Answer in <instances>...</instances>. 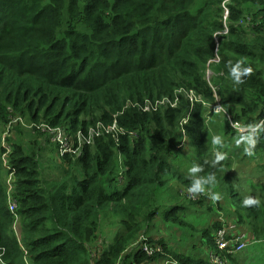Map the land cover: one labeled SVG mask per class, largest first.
I'll list each match as a JSON object with an SVG mask.
<instances>
[{
  "label": "trees",
  "instance_id": "obj_1",
  "mask_svg": "<svg viewBox=\"0 0 264 264\" xmlns=\"http://www.w3.org/2000/svg\"><path fill=\"white\" fill-rule=\"evenodd\" d=\"M237 64L241 82L233 78ZM176 90V107L141 110ZM189 90L208 105L191 103ZM217 105L225 112H214ZM10 115L70 133L116 120L124 133L99 135L77 155L51 146L59 178L43 177L50 141L38 127L28 145L7 143L9 153L0 146L15 177L8 194L0 165L4 264H210L204 248L224 222L246 230L250 244L264 241V122L241 134L231 125L255 127L264 115V0H0V121ZM210 117L230 126L223 128L229 141L213 151ZM182 129L194 174L173 162ZM170 177L185 191L164 207L157 198ZM193 183L204 191L188 196ZM249 198L254 203L244 206ZM111 212L120 213L123 231L95 258L94 232ZM156 215L177 227L178 243L198 235L188 244L200 251L163 233L148 237ZM17 217L20 239L11 229ZM136 236L162 251L147 254Z\"/></svg>",
  "mask_w": 264,
  "mask_h": 264
},
{
  "label": "rangeland",
  "instance_id": "obj_2",
  "mask_svg": "<svg viewBox=\"0 0 264 264\" xmlns=\"http://www.w3.org/2000/svg\"><path fill=\"white\" fill-rule=\"evenodd\" d=\"M226 15H227V12H225L224 16H226ZM210 76H211V71L208 70V78H210ZM14 117H15V115H10V116H8V119H9L8 121H6V122L0 121V146L1 147H7L8 146L7 143L10 144V142L11 143L21 142L25 145H28V143L31 141V138H34V136H35L34 134H38L36 131L32 130V128H35L36 126L41 128V126H39V125L43 123V122H41L35 126H32V124H30L25 118H21V117L20 118L22 121L17 123V120L13 119ZM220 118H213V117H210V119L208 118V122H207L208 123V129H209L208 135H209V140H210V144H211V150L215 149L216 146L221 143V141L222 142L229 141V137L223 135L224 134L223 128L225 126L228 127L229 123L227 122V120L220 119ZM42 132H45V131L42 130ZM8 138L11 141H8L7 140ZM236 138L237 137L235 136V139ZM235 139L232 140V145L234 144ZM217 140H219V143H216ZM43 142L45 143V141H43ZM51 144H52L51 142L45 143L47 152L44 153L43 161L41 162V167H43V169H42L43 177L44 178H48V177L59 178L61 176V172L56 167L57 154L55 152V149H54V151H51L52 150L51 146H54L53 144L52 145ZM27 148H29V146ZM10 149L11 148L9 147L7 150L8 153H9ZM181 150L182 151L179 152L180 157L177 159H174L173 162H175L180 167L181 170H186V172H187V170H191L192 173L194 174L196 170L195 171L193 170V169H195V166H194V160L192 161V150H191V148L189 147L188 144H186V145L184 144V147ZM0 165L2 167V169H1V174H2L1 181L7 190L8 179H10V182L13 183L15 181V177H14V175L10 176V174L6 172V170L8 169L7 168L8 162H7V156L5 154L0 155ZM122 169H123V167L119 168L120 171ZM235 171H233V172H235ZM245 171H246V169H243V172H245ZM182 174H187V173H182ZM240 174H243V173H240ZM118 187H119V189L123 188V186L120 185L119 183H118ZM184 191H185V186H182L179 182H177L176 179H173L172 177H170L169 178V185L165 186L159 190L158 198H157L158 203L164 205V207H165V206H167L169 200L171 198H173L175 194H178L181 197H183ZM185 194L186 195L188 194V196H192L193 192L190 191V189H188V190H186ZM9 202H14L16 205L15 207L17 209V203H16L15 199L12 198L11 196L9 197ZM14 210H15V208H14ZM160 211H162V210H160ZM119 216H121L119 212H117L116 214L111 212L110 216H108V214H104L103 216L100 217V219L98 221L99 222L98 228L94 232V235H96V237L92 240V243L90 245V253H92V255H94L95 258H100L101 253L104 252L105 250H107L109 245L114 241L115 237L123 231L124 227L120 223V220H119L120 217ZM149 227H150V231L147 234V236L150 237L151 239L154 237H159L163 233V236H165V237L167 236V238H170L169 240L171 242H176V244L179 245L181 248H185V250L193 253L194 255L200 251V248H198L197 250L194 249L193 251H191L189 248V244H188V241H193L195 243H198L199 242V236L198 235L192 233V236L191 237L189 236L186 241L182 240L178 243L177 240H178V235L180 232L175 230L177 227L175 225L170 224V223L163 222L159 215H156L154 217L152 222H150ZM11 229H12V232L14 233V235L18 239H20L21 222L19 221V217H17L16 220L13 222ZM88 229H90V227H88ZM179 230L182 231V229H179ZM140 241H141L140 237L136 236V238L134 239L133 242H135L134 244H139ZM254 244H256V243L250 244L249 246H247L245 248L244 253H240L243 257V261L239 260V262L241 264H264V249L263 248H261L259 250L258 249L257 250L252 249L251 247ZM167 246H170L169 243ZM132 247L131 246L128 247L125 250L124 254L128 253L132 249ZM212 247L213 246H211V247L205 246L204 249H207L206 253L209 252L212 249ZM233 257L234 256L231 255L229 258L230 261H232V262H233ZM129 261H128V263H129ZM118 264H121V263L118 261Z\"/></svg>",
  "mask_w": 264,
  "mask_h": 264
},
{
  "label": "built area",
  "instance_id": "obj_3",
  "mask_svg": "<svg viewBox=\"0 0 264 264\" xmlns=\"http://www.w3.org/2000/svg\"><path fill=\"white\" fill-rule=\"evenodd\" d=\"M227 12V11H226ZM219 60L216 58L214 61ZM179 91H175L174 95L171 96H165L162 98H159L157 100H154V103H150L149 100H147L143 106H141V110L144 112H152L156 110L159 106H165L174 108L177 105V94ZM185 95L188 97L189 101L191 103L193 102H200L203 106L208 105L206 102L200 98V96H197L193 90H189L187 92H184ZM214 112H225L220 105H217L214 107ZM187 118H184L181 123L183 124L186 121ZM264 122V115L263 117L258 120L255 127H243L239 123H231L232 127L237 130L238 134H241L242 132H245L247 130L253 131L258 126H260ZM38 127L48 138L49 141L54 144L58 148V154L61 156L65 153H71L74 155H77L80 153L82 146L85 144H91L93 139L95 137H98L99 135H111L112 137H118L119 134L124 133V130L121 128H118L116 124V120L113 121L112 124H104L102 122H97L95 126L89 127L86 133H83V131L78 130L75 133L67 132L66 129L63 127H51L49 125L40 124ZM37 127V126H36ZM180 137H179V143L177 145L178 148H183L184 144L186 145L187 135L185 131L182 129L180 131ZM131 135H134L135 133L130 132ZM8 149V146L6 147ZM7 168L10 169V165H7ZM10 176L13 175L12 172L9 173ZM8 188L7 193L10 194L14 188L13 183L10 182V179H8ZM14 202H9V208L13 212L15 208ZM142 245V250L146 252L147 254H154L156 252H161L162 247H159L158 245H150L146 243V239L143 236H140ZM213 241L214 245L212 249L207 252L208 261L210 264H232L230 261V256L234 255L242 250H244L250 243L251 240L249 239V235L246 232V230L238 229L236 226V223L232 222L229 225H226L225 222L223 223L222 227L215 231L213 234ZM0 262L2 263L1 259ZM164 264H172V262L165 261Z\"/></svg>",
  "mask_w": 264,
  "mask_h": 264
},
{
  "label": "clouds",
  "instance_id": "obj_4",
  "mask_svg": "<svg viewBox=\"0 0 264 264\" xmlns=\"http://www.w3.org/2000/svg\"><path fill=\"white\" fill-rule=\"evenodd\" d=\"M238 68H239V64H237V65L233 68V78H234L235 80H237L238 82H241V81L239 80L240 73H239V71H238ZM251 71H252L251 68H247V69H245V73L250 74ZM216 143H219V140H217ZM193 170L195 171V170H197V169H193ZM190 191H192V192H203L204 189H203V187H202L199 183H193V184L191 185V187H190ZM253 203H254V201H253L252 199H250V198H249V199H245V200L243 201V205H244V206H249V205H252Z\"/></svg>",
  "mask_w": 264,
  "mask_h": 264
},
{
  "label": "crops",
  "instance_id": "obj_5",
  "mask_svg": "<svg viewBox=\"0 0 264 264\" xmlns=\"http://www.w3.org/2000/svg\"><path fill=\"white\" fill-rule=\"evenodd\" d=\"M213 151V150H212ZM246 229V228H245ZM264 241H260V242H257L256 244H254L251 248L252 249H254V250H259V249H261V248H263L264 249V243H263ZM250 248V249H251ZM2 264H4L3 262H2ZM150 264H158V262H152V263H150ZM161 264V263H160ZM232 264H235V263H233L232 262ZM239 264H241V263H239Z\"/></svg>",
  "mask_w": 264,
  "mask_h": 264
}]
</instances>
